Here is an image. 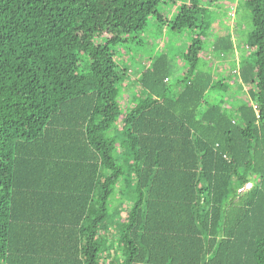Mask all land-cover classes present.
<instances>
[{
  "label": "trees",
  "instance_id": "16d2710c",
  "mask_svg": "<svg viewBox=\"0 0 264 264\" xmlns=\"http://www.w3.org/2000/svg\"><path fill=\"white\" fill-rule=\"evenodd\" d=\"M182 1L175 30L204 31L202 0H0V264H264V0H245L249 102H208L224 91L199 68L201 36L177 85L166 54L141 72L123 124L134 200L109 237L124 170L108 133L130 73L114 50Z\"/></svg>",
  "mask_w": 264,
  "mask_h": 264
},
{
  "label": "rangeland",
  "instance_id": "374dc122",
  "mask_svg": "<svg viewBox=\"0 0 264 264\" xmlns=\"http://www.w3.org/2000/svg\"><path fill=\"white\" fill-rule=\"evenodd\" d=\"M207 1L210 0H202V6L206 11L197 16L198 19H204V31L187 29L177 32L173 23L184 2L176 4L165 2L158 7L165 21L159 22L155 17L150 18L145 30L135 36V41L114 50L118 71L126 70L130 73L122 79L118 87L121 113L113 129L108 133V137L115 138L117 141L115 157L124 170V175L121 178L122 187L117 189L115 197L110 201V238H117L118 223L123 220L126 208L134 200L133 191L136 176L132 170L129 150L122 146L123 124L133 98L145 96L140 92L138 80L141 72L150 66L151 60L162 54L168 56L172 65L170 84L175 86L186 74L188 68L186 55L193 38L201 36L200 38L204 42V51L199 68L214 74L216 82L223 84L224 91L217 89L210 92L207 98L208 102L217 103L225 100L234 107L245 101L249 102L246 94L248 87L238 81L236 72L245 61L253 60L251 52L246 48V39L252 30L251 13L245 7V0H214L213 6ZM227 37L233 39L234 51L225 54L215 52L213 48L217 40ZM82 59L80 70L84 71L86 58L83 57ZM102 174L105 175L106 171H102ZM122 200L125 203L124 206L121 205ZM105 234L102 233L101 236L104 242L107 240ZM114 242L108 240L105 246Z\"/></svg>",
  "mask_w": 264,
  "mask_h": 264
},
{
  "label": "built area",
  "instance_id": "2783aa9c",
  "mask_svg": "<svg viewBox=\"0 0 264 264\" xmlns=\"http://www.w3.org/2000/svg\"><path fill=\"white\" fill-rule=\"evenodd\" d=\"M255 108H256V106H255ZM251 186V185H250ZM250 186H248V187H250Z\"/></svg>",
  "mask_w": 264,
  "mask_h": 264
}]
</instances>
